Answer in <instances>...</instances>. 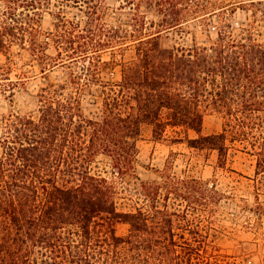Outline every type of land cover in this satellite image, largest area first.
I'll list each match as a JSON object with an SVG mask.
<instances>
[{"label":"trees","instance_id":"1","mask_svg":"<svg viewBox=\"0 0 264 264\" xmlns=\"http://www.w3.org/2000/svg\"><path fill=\"white\" fill-rule=\"evenodd\" d=\"M120 9L128 19L110 23L105 0H0V56L19 48L42 74L80 63L31 94L34 109L0 120V264H234L209 240L229 197L216 179L178 173L172 159L160 179H140L145 126L217 151L222 168L231 150H249L251 211L264 217V0H120ZM45 13L56 19L47 32ZM187 24L204 39L167 45ZM130 48L131 59H116ZM12 65L0 63L5 73ZM116 66L119 78L101 77ZM85 94L96 98L86 105ZM211 115L221 129L204 133ZM131 179L139 199L121 208L119 184Z\"/></svg>","mask_w":264,"mask_h":264},{"label":"rangeland","instance_id":"2","mask_svg":"<svg viewBox=\"0 0 264 264\" xmlns=\"http://www.w3.org/2000/svg\"><path fill=\"white\" fill-rule=\"evenodd\" d=\"M108 7L106 20L110 23L125 21L128 17L120 9V0H105ZM248 14L239 10L235 14L236 20H245ZM56 19L45 13L41 22L43 32L54 29ZM187 33L173 31L165 39L167 45H190L193 35L201 37V28L196 24L186 25ZM214 35V32H213ZM215 36V35H214ZM9 58L0 56L1 64L12 68L5 73L0 67V120L10 113H27L36 105L29 103L30 95L37 93L45 82L59 83L67 80L71 72L79 70L80 63L64 62L55 65L45 74H42L36 61H32L27 52L15 48ZM21 52V53H20ZM55 54V49H48ZM134 56V49H124L118 52L116 59L129 60ZM11 59V60H10ZM104 60L112 59L111 51L103 53ZM5 73V74H4ZM120 66L103 71L101 77L105 80L119 78ZM83 101L86 105L93 102L95 96L85 94ZM221 119L218 116H207L203 126L204 133H212L221 129ZM191 137L195 136L190 132ZM177 134L169 131L166 138H155L152 128L145 126L137 141L139 148L137 158V172L141 180L154 181L160 179L158 170H163L169 160H173L174 170L178 173H188L204 180L216 179L217 187L229 197L225 199L218 210L215 229L211 231L210 243L219 249V252L229 256L234 264H264V217L259 216L251 207L255 204L256 191L254 187L256 156L249 150H231L228 162L224 168L219 166L218 152H200L188 147L187 143L173 141ZM184 137V134H181ZM173 153H176L173 155ZM100 167L105 166V158L101 157ZM106 167V166H105ZM140 180L131 179L121 182V208H131L139 199L138 189ZM141 203V200H139ZM128 225L120 223L117 232L125 234Z\"/></svg>","mask_w":264,"mask_h":264}]
</instances>
